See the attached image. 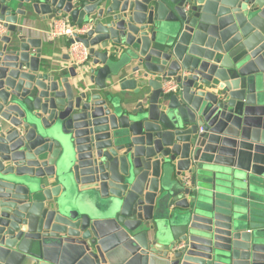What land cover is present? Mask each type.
<instances>
[{"label":"water","instance_id":"1","mask_svg":"<svg viewBox=\"0 0 264 264\" xmlns=\"http://www.w3.org/2000/svg\"><path fill=\"white\" fill-rule=\"evenodd\" d=\"M37 17L90 60L44 63ZM0 24V264H264V0H0Z\"/></svg>","mask_w":264,"mask_h":264},{"label":"built area","instance_id":"2","mask_svg":"<svg viewBox=\"0 0 264 264\" xmlns=\"http://www.w3.org/2000/svg\"><path fill=\"white\" fill-rule=\"evenodd\" d=\"M5 31L3 24H0V34L5 33ZM86 31V27L77 26L67 18H59V20L54 21L51 30L48 32V37L51 40H56L61 37L67 38L70 42L68 53L73 63L82 65L90 60L89 50L83 44L75 41L76 36L84 35ZM177 88L178 85L175 81L168 80L164 83V90L167 92L175 91Z\"/></svg>","mask_w":264,"mask_h":264},{"label":"crops","instance_id":"3","mask_svg":"<svg viewBox=\"0 0 264 264\" xmlns=\"http://www.w3.org/2000/svg\"><path fill=\"white\" fill-rule=\"evenodd\" d=\"M56 20L48 21L44 20L42 17H37L34 26L31 28L32 31H29V34H31L34 38L43 39L42 60L44 63L67 71L73 63L72 59L70 61L64 59L67 55H69V40L65 37L51 40L48 37V32L51 30V27Z\"/></svg>","mask_w":264,"mask_h":264}]
</instances>
